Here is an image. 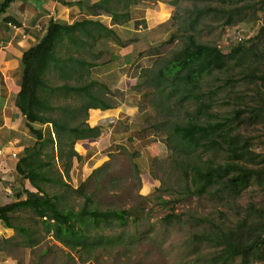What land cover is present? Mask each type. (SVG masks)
<instances>
[{
	"label": "trees",
	"instance_id": "trees-1",
	"mask_svg": "<svg viewBox=\"0 0 264 264\" xmlns=\"http://www.w3.org/2000/svg\"><path fill=\"white\" fill-rule=\"evenodd\" d=\"M13 1L16 0H4L0 4V15ZM258 3L259 9L264 10V0ZM250 6L253 4L247 0L194 1L183 12L182 28L185 31L181 36V48L158 60L141 78V85L152 87L156 106L162 108L165 119L159 121L160 124L169 123V138L166 139L172 144V150L184 156L198 150L212 154L203 169L192 167L191 184L199 196L216 188V192H223L228 198L235 199L252 183L264 188V159L253 152L254 140L231 132L233 123L238 128L264 121V108L238 109L233 112L232 118L211 122V119H216L212 111L213 96L221 88L217 86L205 93L201 86L215 72L223 74L228 70L241 71L247 67L242 77L248 79L264 96V23L257 34L248 39V42L258 41L260 48H246L240 39L228 44V51H223L216 44L200 42L197 37L202 19L214 16L224 20L223 25H229ZM112 35L111 29L97 22L84 21L66 26L50 20L39 43L24 53L20 91L15 104L29 123L38 122L47 128L31 129L36 142L33 147L24 149L22 158L17 162V175L20 180H27L34 191L23 190V199L18 198L0 207V222L6 228L17 230L12 224V215L19 211H30L47 233H52L58 243L74 251L85 243V231L97 229L100 224H127L131 215L129 210H99L91 197L83 192L89 181L100 180L113 157L73 190L83 198L78 211L68 206L61 195L46 191V186L71 191L67 182L72 161L79 160L74 144L98 136V131L87 124V118L91 108L108 107L97 98L95 88L100 85L94 78V70L107 63L96 61L102 56L103 48L106 49V43L111 42ZM176 36L172 35L170 42L176 40ZM70 50L78 54L84 51L91 60L74 55ZM250 57L253 59L250 60ZM52 77L60 83L52 84ZM231 82L230 79L226 80L224 87ZM173 99L175 107L193 104V110L187 111L184 123L169 120L171 109L167 103ZM153 127L161 130L159 124L153 123ZM219 152L226 154L227 160L215 163L214 158ZM129 157L134 158L133 155ZM132 169L137 175L134 164ZM185 177L188 178V175ZM210 227L212 233L196 236V241L218 248V261L221 264L235 259H239V264L264 263L263 207L249 203L231 227L222 224H210ZM23 233L26 234V231Z\"/></svg>",
	"mask_w": 264,
	"mask_h": 264
},
{
	"label": "rangeland",
	"instance_id": "rangeland-1",
	"mask_svg": "<svg viewBox=\"0 0 264 264\" xmlns=\"http://www.w3.org/2000/svg\"><path fill=\"white\" fill-rule=\"evenodd\" d=\"M194 1L196 0H179L172 23V34L177 36L171 42L170 52L177 51L182 46L181 36L185 31L182 28L183 12ZM258 1L247 0L253 6L245 9L229 25H223L224 20L214 16L202 19L197 30L198 40L216 44L223 51H228V44L236 42L237 34L241 33L244 47L260 48L258 41L248 42L264 23V10L259 9ZM103 49L104 52L96 63L104 62L110 57L106 52L107 48ZM116 49L115 46L112 47L111 52ZM70 53L91 60L90 55L84 51L78 54L70 50ZM246 68L241 71L228 70L223 74L215 72L201 84L202 92L205 93L217 86L221 88L213 96L212 111L216 119H211V122L232 118L233 112L238 109L257 106L264 108L262 93L248 79L242 77ZM50 79L52 84L60 83L54 77ZM229 79L232 82L224 87L225 81ZM147 91V120H150L149 123L159 124V131L169 138V123L159 122L165 117L162 108L156 106L152 87L147 88ZM174 101L175 99L167 103L171 109L169 120L184 123L187 111L193 110V104L186 103L179 108L175 107ZM233 124L232 134L252 138L255 142L253 152L264 159V121L238 128ZM170 147L171 154L168 158L152 163L156 175L152 185L143 182L144 177L139 171L135 174L132 169L134 158L130 159L128 152L125 156L111 158L98 182L93 179L86 184L83 192L91 197L99 210L130 211L131 215L125 226L112 222L110 225L100 224L97 229H89L85 231V243L73 251L58 243L52 233H47L42 223L30 211H19L12 215V224L17 230L13 231L9 241L0 240V261H8L10 264H221L218 261V248L196 241V236L212 233L210 224L231 227L249 203L264 208V188L252 183L235 199L228 198L223 192H216V188L199 196L191 184L192 167L203 169L207 160L212 158L211 152L201 153L198 150L184 156L176 154L172 150V144ZM226 160L227 155L223 152L217 153L214 158L215 163ZM70 190L46 186L49 194L61 195L68 206L78 211L83 204V198L73 193L75 189L71 186ZM227 264H239V259Z\"/></svg>",
	"mask_w": 264,
	"mask_h": 264
},
{
	"label": "crops",
	"instance_id": "crops-1",
	"mask_svg": "<svg viewBox=\"0 0 264 264\" xmlns=\"http://www.w3.org/2000/svg\"><path fill=\"white\" fill-rule=\"evenodd\" d=\"M4 0H0V4ZM179 0H16L0 15V207L23 199V190L34 191L20 180L16 165L24 149L36 142L32 130L46 125L29 123L15 104L22 76L21 59L39 43L48 21L59 25L97 22L113 31L106 43L110 55L97 66L94 78L97 98L107 108H91L87 124L96 138L76 141L67 182L76 189L110 157L133 155L147 185L156 179L152 163L166 159L171 147L162 131L147 120L149 92L142 75L169 55L172 23ZM11 20V22H9ZM117 48L111 52V48ZM13 229L0 222V240L7 242ZM0 264H10L8 261Z\"/></svg>",
	"mask_w": 264,
	"mask_h": 264
},
{
	"label": "built area",
	"instance_id": "built-area-1",
	"mask_svg": "<svg viewBox=\"0 0 264 264\" xmlns=\"http://www.w3.org/2000/svg\"><path fill=\"white\" fill-rule=\"evenodd\" d=\"M236 39H237V40H240V39H241V33H238V34H237V38H236ZM236 39H235V40H236Z\"/></svg>",
	"mask_w": 264,
	"mask_h": 264
}]
</instances>
